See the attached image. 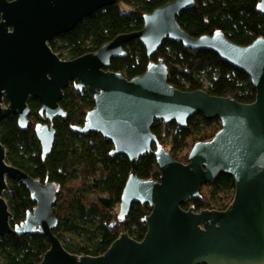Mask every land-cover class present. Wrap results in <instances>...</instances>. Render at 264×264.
<instances>
[{"label":"water","instance_id":"water-1","mask_svg":"<svg viewBox=\"0 0 264 264\" xmlns=\"http://www.w3.org/2000/svg\"><path fill=\"white\" fill-rule=\"evenodd\" d=\"M117 2L0 0V123L17 114L19 127L26 129L31 112L28 99H38L45 124L35 133L46 158L56 135L51 122L65 115L59 104L63 90L70 83L79 90L88 88L94 107L78 131L108 138L113 154L129 159L132 172L119 211L125 216L133 203L148 204L146 234L137 241L123 232L99 256L68 252L53 234L58 225L53 214L56 184L41 183L9 164L0 143V236L13 232L3 196L7 181L13 180L26 187L36 204L15 231L42 234L50 244L39 264H264V38L241 46L222 32L192 37L176 18L194 0H172L145 14L141 30L118 35L95 52L63 60L52 51L49 42L55 37ZM259 9L264 14V0L259 1ZM132 39L140 41L148 57L166 39L191 50L212 51L249 76L255 100L246 104L204 91L178 90L168 83L162 58L131 79L107 71L111 59L124 56L123 48ZM198 113L207 120L219 119L221 128L214 137L195 143L186 164L159 147L154 155L160 179H140L137 162L157 142L151 131L154 120L184 128ZM222 174L231 176L235 185L227 209H183V204L200 196L204 185Z\"/></svg>","mask_w":264,"mask_h":264},{"label":"trees","instance_id":"trees-1","mask_svg":"<svg viewBox=\"0 0 264 264\" xmlns=\"http://www.w3.org/2000/svg\"><path fill=\"white\" fill-rule=\"evenodd\" d=\"M172 0H118L114 5L96 11L78 23L71 31L49 42L52 51L63 60H72L97 51L118 35L142 29L143 16ZM260 0H194L191 8L176 18L180 27L192 37L222 32L235 44L247 46L264 38V14ZM129 9L124 10L121 5ZM124 56L112 58L107 71L119 72L126 79L142 75L153 62L163 59L168 71V83L181 91H204L212 96L234 98L240 103H252L256 90L243 71L233 67L209 50H191L182 43L164 40L159 50L148 57L138 39L123 48ZM31 110L26 129L18 125L17 114L0 123V143L6 149V161L41 183L57 186L53 214L58 220L53 234L63 247L78 256H99L123 232L141 241L146 234L145 218L151 212L148 204L133 203L123 216L119 206L126 182L132 172L129 159L113 154L112 142L95 132L81 134L78 129L86 122L94 107L88 88L79 90L70 83L59 102L65 112L51 122L56 135L50 153L43 158L35 129L45 124L38 99L30 97ZM4 105L7 101L4 100ZM218 118L207 120L195 114L187 126L175 122L154 120L151 127L157 142L143 154L136 167L142 180L158 181L160 171L154 152L165 148L183 164L188 153L200 141H208L220 130ZM3 196L12 219L13 232L0 236V261L3 264H39L49 249L46 236L15 231L35 201L26 187L8 180ZM235 185L231 176L222 174L201 188L200 196L183 204V209L225 210L234 198Z\"/></svg>","mask_w":264,"mask_h":264},{"label":"rangeland","instance_id":"rangeland-1","mask_svg":"<svg viewBox=\"0 0 264 264\" xmlns=\"http://www.w3.org/2000/svg\"><path fill=\"white\" fill-rule=\"evenodd\" d=\"M121 7H122L124 10H128V9H129V7H128L126 4H122ZM165 148H167V147L165 146Z\"/></svg>","mask_w":264,"mask_h":264}]
</instances>
